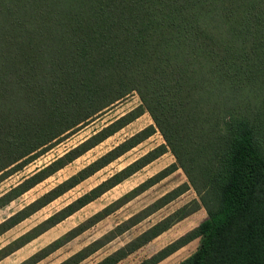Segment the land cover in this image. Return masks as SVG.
<instances>
[{
  "label": "trees",
  "instance_id": "16d2710c",
  "mask_svg": "<svg viewBox=\"0 0 264 264\" xmlns=\"http://www.w3.org/2000/svg\"><path fill=\"white\" fill-rule=\"evenodd\" d=\"M263 87L264 0H0V176L131 94L141 100L0 197V209L144 113L154 122L5 220L0 236L157 131L165 141L17 239L9 253L170 151L176 164L21 264H38L177 168L189 184L60 264H81L190 187L199 200L95 264H118L201 207L205 221L140 264H159L196 239L197 250L179 264H264V107L252 105Z\"/></svg>",
  "mask_w": 264,
  "mask_h": 264
},
{
  "label": "rangeland",
  "instance_id": "374dc122",
  "mask_svg": "<svg viewBox=\"0 0 264 264\" xmlns=\"http://www.w3.org/2000/svg\"><path fill=\"white\" fill-rule=\"evenodd\" d=\"M263 100L264 87L262 89L261 97H259L255 101L252 100V105L262 108V105L264 107ZM139 105H141L139 96L136 93L131 94L123 101L115 104L110 109L105 110L104 112L99 114L92 121L88 122L78 130H75L64 141L54 146L44 155L36 157V159L34 158L35 160L27 163L26 166L23 164L24 167H22V169L14 168L11 169L8 173L0 176V197H2L14 187L18 186L25 179L35 174L37 171L41 170L43 167L49 165L58 157L63 156L70 149L78 146L79 144L90 138L92 135L96 134L103 128L113 123L118 118L131 112ZM150 125H154V122L149 113L146 112L133 123L129 124L115 135L109 137L107 140L87 152L82 157L75 160L73 163L67 165L65 168L58 171L53 176L49 177L28 192L16 198L11 203L2 207L0 209V224L42 197L57 185L75 175L77 172L112 150L114 147L124 142L126 139L130 138L131 136L142 131ZM163 144H165V141L160 132L157 131L152 137L138 145L133 150L126 153L115 162L111 163L109 166L97 172L66 194L62 195L52 203L43 207L6 233L1 235L0 264H21L34 254L38 253L43 248L49 246L59 238H62L69 231L84 223L96 213L102 211L107 206L118 201L119 199L130 193L132 190L136 189L148 179L154 177L171 165L176 164L174 155L170 151H168L163 156L143 168L141 171L137 172L133 176L123 181L121 184L106 192L94 202L90 203L61 223L50 228L40 236L25 244L23 247L12 253H9L12 248L14 249V247H12L14 245L11 246V244L14 243L17 239H19L23 235H26L32 229L49 219L55 213L62 210L70 203L74 202L82 195L89 192L94 187L106 181L118 171L124 169L137 159L141 158L142 156L146 155L153 149ZM183 184H189L188 177L182 169L177 168L170 176H168L155 186L149 188L137 197L133 198L126 204H123L121 207L117 208V210L113 214L106 217L100 223L90 228L80 236L69 241L63 247L58 249L56 252H54L38 264L62 263L75 253L90 245L95 240L102 238L119 224L128 220L133 215L141 212L146 207L152 205L156 200L160 199L167 193L173 191ZM199 199V195L192 187H190L179 198H177L164 208L160 209L159 211L145 219L143 222H141L139 225L124 233L122 236L107 244L87 260L83 261L81 264H95L101 261L103 258L114 253L116 250L123 247L125 244L139 236L141 233L154 226L156 223L176 212L178 209L182 208L193 200ZM206 201L208 203H212L213 199L206 197ZM212 205H214V203H212ZM207 218L208 214L206 209L204 207H201L194 214L176 223L168 231L164 232L162 235L155 238L153 241H151L138 251L134 252L118 264H140L145 259L150 258L160 250L164 249L166 246L184 236L186 233L195 229ZM199 244L200 240L196 239L159 264H179L185 259L189 258L192 254H194Z\"/></svg>",
  "mask_w": 264,
  "mask_h": 264
}]
</instances>
